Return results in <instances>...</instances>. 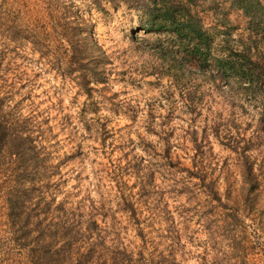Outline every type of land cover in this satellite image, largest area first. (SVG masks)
Returning <instances> with one entry per match:
<instances>
[{"label": "rangeland", "instance_id": "obj_1", "mask_svg": "<svg viewBox=\"0 0 264 264\" xmlns=\"http://www.w3.org/2000/svg\"><path fill=\"white\" fill-rule=\"evenodd\" d=\"M169 1L208 35L207 62L143 30L150 0H0L3 23L43 42L0 29V93L39 121L71 222L82 211L146 264H264V0ZM67 7L106 55L88 95L59 48ZM4 221L0 264H29Z\"/></svg>", "mask_w": 264, "mask_h": 264}, {"label": "trees", "instance_id": "obj_2", "mask_svg": "<svg viewBox=\"0 0 264 264\" xmlns=\"http://www.w3.org/2000/svg\"><path fill=\"white\" fill-rule=\"evenodd\" d=\"M99 1L94 0L97 4ZM102 1L113 3L119 0ZM179 9L185 13H179ZM66 10L69 12L65 11L60 17L62 45L59 48L65 51L64 61H67L66 54H77L78 70L73 71L81 83L79 86L88 95L93 87L87 86L89 80L85 73L89 72L93 80H101L100 68L106 55L92 41L82 16L74 15L68 7ZM176 13L180 14L178 19ZM144 16L143 30L172 34L179 47L189 49L188 53L198 62H207L205 50L209 52L210 39L200 25L194 26L187 21L185 5L169 0H150L146 2ZM0 20V29L7 32L10 39H26L31 44L42 45L39 36H24L12 28L13 24L8 27ZM217 62L219 67L228 66L227 70L234 68L231 64L224 65L221 60ZM41 128L36 117L22 113L17 103L0 93V211L14 247L25 251L29 264H146L115 248L114 244L107 245L103 241L104 231L95 219L85 223L86 215L79 211L76 215L78 224L73 223L70 221L75 217V214L70 217L73 210L69 211L63 201L55 204L59 191L51 189L54 185L50 182L56 174V167L43 146ZM39 180L42 185H38ZM32 196L37 197L33 205ZM31 205L33 213L30 212ZM76 241L80 242L82 250L75 247Z\"/></svg>", "mask_w": 264, "mask_h": 264}]
</instances>
